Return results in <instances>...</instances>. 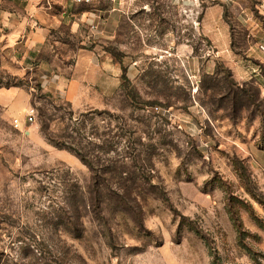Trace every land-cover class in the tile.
Returning <instances> with one entry per match:
<instances>
[{
    "label": "rangeland",
    "instance_id": "rangeland-1",
    "mask_svg": "<svg viewBox=\"0 0 264 264\" xmlns=\"http://www.w3.org/2000/svg\"><path fill=\"white\" fill-rule=\"evenodd\" d=\"M68 1L65 65L125 72L72 105L0 68V264H264V0Z\"/></svg>",
    "mask_w": 264,
    "mask_h": 264
},
{
    "label": "crops",
    "instance_id": "crops-1",
    "mask_svg": "<svg viewBox=\"0 0 264 264\" xmlns=\"http://www.w3.org/2000/svg\"><path fill=\"white\" fill-rule=\"evenodd\" d=\"M69 10L68 0H0V68L15 74L35 70L41 86L61 91L72 105L92 104L93 97H109L120 87L125 65L104 56L107 61H97L94 51L82 47L75 52L74 64L67 67L60 49L69 41L62 40L60 33L65 26L71 33L81 27L79 17L70 18ZM115 11L114 4L104 8L108 16L104 31H113L119 16ZM14 89L1 87L0 93Z\"/></svg>",
    "mask_w": 264,
    "mask_h": 264
},
{
    "label": "trees",
    "instance_id": "trees-1",
    "mask_svg": "<svg viewBox=\"0 0 264 264\" xmlns=\"http://www.w3.org/2000/svg\"><path fill=\"white\" fill-rule=\"evenodd\" d=\"M96 4V3H95ZM11 84H3V82H0V87H10ZM48 139L54 143L56 146L58 147H66L67 149L71 150L72 152H74L77 156H79V158L89 166L91 171H94V163L91 159V157L85 152H81L79 151V149L75 148L74 146H72L71 143L66 142L65 144L57 141L55 138H51L48 137ZM104 145V144H103ZM107 149V148H106ZM105 148H99V150H102L104 152H107L108 150H106ZM98 207V211H101V206H99V204L97 205Z\"/></svg>",
    "mask_w": 264,
    "mask_h": 264
},
{
    "label": "built area",
    "instance_id": "built-area-1",
    "mask_svg": "<svg viewBox=\"0 0 264 264\" xmlns=\"http://www.w3.org/2000/svg\"><path fill=\"white\" fill-rule=\"evenodd\" d=\"M75 3L78 4H95L98 3L100 0H72ZM92 28H97L96 25H92ZM36 120V114L34 112V109H30L27 116H26V122L29 124L34 123ZM15 125L18 127L20 125L19 119L14 120Z\"/></svg>",
    "mask_w": 264,
    "mask_h": 264
}]
</instances>
